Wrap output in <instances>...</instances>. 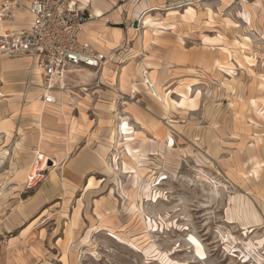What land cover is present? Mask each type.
<instances>
[{"label": "rangeland", "instance_id": "1", "mask_svg": "<svg viewBox=\"0 0 264 264\" xmlns=\"http://www.w3.org/2000/svg\"><path fill=\"white\" fill-rule=\"evenodd\" d=\"M29 1L0 0V37ZM115 9L132 37L107 66L131 89L102 65L45 107L0 70V264H264V0Z\"/></svg>", "mask_w": 264, "mask_h": 264}, {"label": "built area", "instance_id": "2", "mask_svg": "<svg viewBox=\"0 0 264 264\" xmlns=\"http://www.w3.org/2000/svg\"><path fill=\"white\" fill-rule=\"evenodd\" d=\"M29 14L25 28L0 37V50L11 58L30 59L26 92L54 105L53 94L67 75L81 68L98 70L107 57L80 43L84 24L94 17L76 0H31Z\"/></svg>", "mask_w": 264, "mask_h": 264}, {"label": "crops", "instance_id": "3", "mask_svg": "<svg viewBox=\"0 0 264 264\" xmlns=\"http://www.w3.org/2000/svg\"><path fill=\"white\" fill-rule=\"evenodd\" d=\"M30 1L27 7V12H28L27 24L31 21V17L29 14ZM76 1L78 2L80 6L89 8L91 13L94 11H99L102 13V18L99 19L98 21L90 20L84 24L83 31L80 36L81 44L88 45L92 47L94 50H96L97 52L104 54L107 57V55H111L113 51L121 47V45L125 42V40H127V38L132 37V32L127 31L122 26L113 27V26L107 25V22L110 20L117 21V24L122 23L121 21H123L121 18L122 10L115 9L116 3L119 5V0H76ZM115 31H119L121 33L119 40L116 39ZM147 40L148 39H144L145 42ZM144 41L141 45L142 49L144 48ZM108 63L109 61L107 62V60L103 63V66H106L105 68L108 69V72L106 73V75L102 73V79L107 80V81L116 80V84H117V81L119 84L121 75L123 72H125V75H126L125 80L128 82V84H125L124 89L123 90L121 89V91L123 92L127 91V89L130 88L129 83L133 79V75L127 71H123L121 75H119L118 78L116 76L115 78H113L114 77L112 73L113 71L111 68L107 66ZM29 66H30L29 59H15V60H1L0 61V70H1L2 75H6L9 80L12 79L13 82H17V84L19 85L18 89H24L25 80H26V77L28 76L25 71L29 68ZM81 70L82 71L84 70V72H82L83 75L81 74L82 77L84 78L90 77L87 75L88 72L94 74L93 72L96 71V69H93V68H81L77 71H81ZM73 74H76V73H73ZM151 76L158 77L155 75H151ZM58 94L60 93L57 91H55L53 94L56 99V104L59 99V97L56 96ZM36 96L38 95L36 94ZM56 104L49 105V106L45 104L44 105L45 107H53ZM25 111L28 112L27 110Z\"/></svg>", "mask_w": 264, "mask_h": 264}, {"label": "bare ground", "instance_id": "4", "mask_svg": "<svg viewBox=\"0 0 264 264\" xmlns=\"http://www.w3.org/2000/svg\"><path fill=\"white\" fill-rule=\"evenodd\" d=\"M93 17H94V15H93ZM194 17H195V9L193 7H187L186 8V11L183 13V15H181V18L184 21H186L187 23L188 22H191L194 19ZM94 19H95V17H94ZM2 32L3 31H2V29L0 27V34H2ZM209 41L210 40H205L206 44H208ZM216 41H218V40H216ZM82 72H84V70L83 71L82 70L81 71H74L72 73H80V74H82ZM36 74H38V71H36ZM87 74L88 75H91L92 73H89L88 72ZM36 78H38V76ZM149 85H150L149 87H150L152 93L154 94V96L160 98L163 101H165L166 106L169 109V111H170V109H172L173 107H175L174 101L171 99V96H170L171 95V92L168 93V92H166V90H163L161 84H159L158 82H155V81L149 80ZM189 88L190 87L188 86V87L184 88L183 90L182 89H176V92L179 93V94H181V95H183L185 97L187 95L188 91L190 90ZM30 95H34V93H31L29 95L28 94H25V96H26L25 98H28ZM34 96L37 97L39 100H41L40 97L36 96V94ZM41 102H42V100H41ZM176 103H178V102H176ZM43 105H44V103H43ZM47 160H48L47 158H45L44 156H41V165L38 167L39 170H43L45 168L46 163H47ZM37 170H38L37 167H33V169L31 170V179H33L37 175Z\"/></svg>", "mask_w": 264, "mask_h": 264}]
</instances>
